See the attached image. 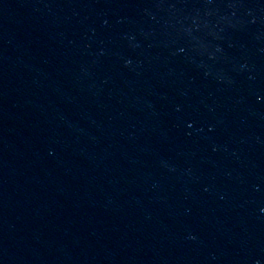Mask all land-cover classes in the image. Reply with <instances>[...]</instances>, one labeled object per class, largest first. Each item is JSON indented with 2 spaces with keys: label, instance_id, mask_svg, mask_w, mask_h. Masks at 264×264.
I'll return each instance as SVG.
<instances>
[{
  "label": "water",
  "instance_id": "obj_1",
  "mask_svg": "<svg viewBox=\"0 0 264 264\" xmlns=\"http://www.w3.org/2000/svg\"><path fill=\"white\" fill-rule=\"evenodd\" d=\"M264 220V0H0V264H211Z\"/></svg>",
  "mask_w": 264,
  "mask_h": 264
}]
</instances>
